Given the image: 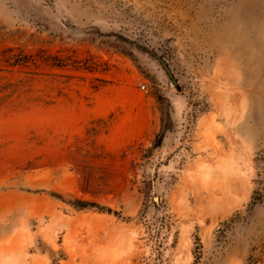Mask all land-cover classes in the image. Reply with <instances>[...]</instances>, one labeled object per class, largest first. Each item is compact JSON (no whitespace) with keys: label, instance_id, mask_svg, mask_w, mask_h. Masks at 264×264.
<instances>
[{"label":"rangeland","instance_id":"374dc122","mask_svg":"<svg viewBox=\"0 0 264 264\" xmlns=\"http://www.w3.org/2000/svg\"><path fill=\"white\" fill-rule=\"evenodd\" d=\"M19 249L264 264V0H0V264Z\"/></svg>","mask_w":264,"mask_h":264},{"label":"bare ground","instance_id":"6f19581e","mask_svg":"<svg viewBox=\"0 0 264 264\" xmlns=\"http://www.w3.org/2000/svg\"><path fill=\"white\" fill-rule=\"evenodd\" d=\"M22 250V249H21ZM20 256H21V251L20 249L15 251V250H12L11 252H9L7 255H6V259H5V264H13L15 262H18V260L20 259Z\"/></svg>","mask_w":264,"mask_h":264},{"label":"water","instance_id":"95a60500","mask_svg":"<svg viewBox=\"0 0 264 264\" xmlns=\"http://www.w3.org/2000/svg\"><path fill=\"white\" fill-rule=\"evenodd\" d=\"M151 54L156 57L160 62L161 64L163 65L164 69L167 71L168 75L171 77V79L176 83L175 79L173 78L172 76V73L170 71V69L168 68V66L166 65V63L160 58L158 57L157 55H155L154 53L151 52Z\"/></svg>","mask_w":264,"mask_h":264},{"label":"built area","instance_id":"2783aa9c","mask_svg":"<svg viewBox=\"0 0 264 264\" xmlns=\"http://www.w3.org/2000/svg\"><path fill=\"white\" fill-rule=\"evenodd\" d=\"M141 88H142V89H146V86H145V85H142Z\"/></svg>","mask_w":264,"mask_h":264},{"label":"trees","instance_id":"16d2710c","mask_svg":"<svg viewBox=\"0 0 264 264\" xmlns=\"http://www.w3.org/2000/svg\"><path fill=\"white\" fill-rule=\"evenodd\" d=\"M80 208H85V206H80Z\"/></svg>","mask_w":264,"mask_h":264}]
</instances>
